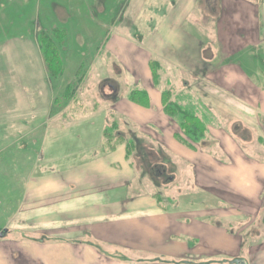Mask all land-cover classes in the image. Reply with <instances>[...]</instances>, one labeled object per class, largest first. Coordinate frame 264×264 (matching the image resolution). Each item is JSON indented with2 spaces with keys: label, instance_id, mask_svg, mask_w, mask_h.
<instances>
[{
  "label": "crops",
  "instance_id": "0c3cea01",
  "mask_svg": "<svg viewBox=\"0 0 264 264\" xmlns=\"http://www.w3.org/2000/svg\"><path fill=\"white\" fill-rule=\"evenodd\" d=\"M170 4L167 13L163 15V23H157L153 31L154 35L149 33L138 38L132 35L129 36V40L121 38L123 43L129 41V50H132L133 55L132 62L122 69V73L129 74V85H133L128 88V103L132 107L134 105L140 107L139 109H143L144 112L150 111V104H138L130 99V94L134 90H144L148 93L149 99L151 98L149 90L143 87L144 81L140 75L151 72L153 84V60H159V55L161 56V52L166 49L168 52L178 54V59L189 61V66L185 67L195 75L196 81L198 76L202 75L201 71L205 69L203 79L207 83L204 86L209 91L217 92L207 93L203 101L211 106L212 110L221 106L227 107L230 111L229 115L231 113L236 115L234 122L239 129L253 137V141L249 139L250 144L246 146L250 150L238 143L234 145L231 140L226 139L227 144L215 148L219 152L216 157L213 156V152L195 149L191 144L177 139L176 129L169 127V131H172L173 143L168 145L170 150L164 147L163 149L174 156V161L175 156L181 155H189L191 160L194 159L190 153L205 154L207 161L190 163L189 168L182 170L191 179L186 177L183 179L176 174L178 166H167L165 169L166 165L159 161L160 153L156 155L157 160L154 158L156 162H152V159L142 151L147 158L143 167H138V164L135 165L131 159V155L128 156L129 148L122 141L116 143L113 149L106 146L107 117L109 110L114 109L108 106L99 145L83 152H62L56 157L52 154L44 156L42 152L32 176L24 179L25 195L21 199L24 218H34L33 213L37 204L40 206L38 211H41V208L45 210L37 211L36 218L47 217L51 220L55 214L59 216L62 213L63 216L81 214V218L76 222L80 225L78 232L82 236L89 234V239L93 242L81 239L84 242L80 241L78 245L71 243V240L62 247L68 251L80 250V256L89 255L92 259L75 262L70 258L63 260L47 258L44 263L42 260L32 259L30 254V257L26 258L27 255L24 253V258L13 259L11 264L17 262L20 264H166L165 260L169 261L167 264H229L231 253L240 252L241 231L252 226L257 227L262 223L264 158L257 153V146L252 144L256 143L254 140H259V137H264V0H221L220 5L217 0H172ZM131 5L134 8L132 10L138 9L134 1ZM201 19L203 25L199 24ZM219 19L223 28L221 34L219 30L216 33L214 31L215 26L218 28L216 22ZM209 20L211 22L208 26ZM160 26L165 27L166 30L161 32ZM200 26L209 28L210 32L199 31ZM25 31L27 29L14 31L10 37L22 38L24 34L25 37L36 40V35L26 36ZM159 31L161 34L158 33ZM0 32L3 33L1 24ZM169 34L170 39H168ZM173 41L178 43L179 48L176 47L174 50L169 48V45L174 44ZM199 42L225 44L223 51L225 57L222 58V62L227 61V64L221 65L219 71L226 78L223 83H215L216 88L209 87L208 81L213 71L207 69V66L210 63L214 64L217 56L213 53L209 57H203L206 68L203 67L199 72L196 45ZM182 43H186V47H182ZM183 48L189 49L187 56L177 52ZM150 49L158 55L157 59L149 57ZM243 51H246V56H243L245 62H238L232 57L235 53L239 54ZM3 54L0 52V59H5ZM140 54L142 57L139 56ZM8 56L12 61L10 67H3V73L0 70V89L3 90V95L0 94V110L7 108L4 112L6 117H17V120H20L26 116L27 110L29 114L34 111L37 113L42 104L35 99L26 102V99L22 98V57L14 54V50H9ZM96 59L98 61H95L94 69L96 64L102 62L100 57ZM5 65L7 66L6 62ZM11 74L13 77L10 78ZM108 81L115 93L116 85H113L109 79L104 83ZM194 89L199 90L198 84ZM52 103V98L44 100L46 110L50 109ZM156 103L160 108L162 107V95ZM127 111L129 112V108ZM131 113L134 114L131 116L136 117L134 119L137 122L142 123L141 130L157 129V122L152 123L149 118L135 116L137 113L132 112V109ZM70 120L65 122L70 124L73 122ZM167 120L165 115L158 123ZM66 126L54 130L51 134L47 133V141L42 150L50 147V141L52 142L54 137L64 136ZM211 130L214 129L211 127ZM225 130L227 131L224 129L223 132L227 135ZM219 137L221 142H224L225 137L223 135ZM181 147L188 151L181 150ZM137 151H141L138 146ZM143 170L147 178L141 173ZM189 171L190 173H187ZM169 177L173 179L169 180ZM149 179L159 183L163 181V185L157 184L159 187L163 186L160 189L162 191L150 192ZM167 180L169 183H164ZM183 180L185 186L178 189L173 187L178 182L182 184ZM144 187L147 190L144 191ZM171 187L173 191L170 190ZM181 191L184 199L180 195ZM56 203H62L63 209L59 207L55 209ZM90 221L93 222L89 223ZM233 227L237 228V231L231 232ZM76 231L72 232L77 234ZM261 243L262 241L259 240L253 247L264 252V246L260 249ZM118 248L127 252L121 254L122 260H116L118 258L109 253L117 251ZM234 256L238 257L237 254ZM155 259L159 262L155 263Z\"/></svg>",
  "mask_w": 264,
  "mask_h": 264
},
{
  "label": "rangeland",
  "instance_id": "374dc122",
  "mask_svg": "<svg viewBox=\"0 0 264 264\" xmlns=\"http://www.w3.org/2000/svg\"><path fill=\"white\" fill-rule=\"evenodd\" d=\"M132 1L138 5V9L132 10L134 9L131 5ZM170 1L172 0H0V24L3 30V33L0 32V52L5 56V59H0L1 73L4 72V68L10 67L12 61L9 60L8 52L14 50V54L22 57V98H25L26 102L35 99L42 104L37 113L34 111L29 114L27 110L26 116L23 115L20 120H17V117H6L4 112L7 108L0 110V234L6 231L5 236L0 237V264H11L13 259L24 258V253L27 255L26 258H29L30 254L32 259L42 260L44 263L47 258L52 260L70 258L75 262L92 259L89 255L80 256V250L68 251L62 247L71 240V243L78 245L84 242L81 239L93 242L89 239V234L82 236L78 232L80 225L76 222L81 218V214L63 216L61 212L62 215L55 214L51 220L47 217L36 218L35 214L40 207L37 204L33 213L34 218H24L21 199L25 195L24 179L32 176L42 152L44 156L52 154L56 157L62 152H83L99 145L108 106L114 109L109 110L107 117V129L111 131L112 140L108 141L107 138L106 146L115 147L116 143L121 141L128 147L130 144L131 154L129 153L128 156L131 155V159L135 165L138 164V167H143L144 161L146 162L147 157L144 155L150 157L152 162H156V155L160 153L159 161L166 165L165 169L167 166H178L176 174L181 178L191 179L182 170L189 168L190 163L207 161L205 154L200 153H190L195 160H191L189 155H181L175 156L174 161V156L166 151L170 150L168 145L173 143L172 131H169V127L176 129L177 139L187 144L193 143L195 149L213 152V156L216 157L219 152L215 148L227 144L229 140L234 145L238 143L250 150L246 146L253 137L239 129L234 122L236 115L232 113L229 115L230 111L227 107L221 106L212 110L211 106L203 101L207 93L217 92L209 91L204 86L207 81L203 79L205 69L201 71L203 67L206 68L203 57H209L213 53L217 56L214 64L210 63L207 66V69L213 71L208 81L209 87L216 88L215 83L225 82L226 77L219 71L221 65L227 64V61L222 62V58L225 57L223 55L225 44L222 42L196 44L198 71L202 73L198 76V81L187 68L188 60H180L178 54L168 52L166 49L161 52L162 55H159L158 60L156 58L158 55L150 49L149 57L157 59L153 60V84L151 72L142 73L140 77L142 76L144 81L143 87L149 90L151 109L144 112L143 109H139L140 107L135 105L132 107L128 103V88L133 85H129V74L122 73V69L132 62L133 55L132 50H129V41L123 43L121 38L129 40V36L132 35L138 38L145 34H153L157 23H163L162 18L164 13H167V8H170ZM217 3L220 5L221 0H217ZM210 22L209 20L208 26ZM199 24L203 25L202 19ZM216 24L218 28L215 26L214 31L216 33L219 30L221 34L223 31L220 26L221 20L219 19ZM21 29H27L24 32L26 36L36 35V40L25 37L24 34L22 38L10 37L14 31ZM159 29L161 32L166 30L162 26ZM198 30L210 32L205 26L198 27ZM170 38L169 34L168 39ZM187 39L189 41L188 37ZM199 39H201L200 35ZM173 42L174 44H168L172 50L178 47V43ZM181 45L186 47L187 44ZM166 48L169 49L167 46ZM187 48L177 52L187 56L189 52ZM139 56L142 57V54ZM243 56H246V51L235 53L232 57L238 62H245ZM251 56L253 57V54ZM97 57H100L103 63L96 64L94 69L95 61H98ZM249 60L252 62L251 59ZM107 79L116 85L118 92L117 90L113 92L109 81L104 83ZM196 84L199 90L194 89ZM0 94L3 95L1 89ZM160 95L163 97L161 108L156 103ZM48 98H52L53 103L50 109L46 110L44 100ZM126 107L129 108V112ZM131 109L132 112L137 113L135 116L149 118L152 123L157 122L159 130L158 127L156 130L153 128L147 131L141 130L140 127L143 125L134 119L136 117L131 116L134 115ZM165 115L168 120L158 123ZM190 115L197 118H189ZM70 119L73 120L70 124L65 122ZM190 125L197 127V130H194L197 137L192 139L186 135ZM63 126H66L64 136L54 137V140L50 141V147L42 150L47 141V133L51 134ZM211 127L219 131L215 132ZM221 128L227 129L225 130L227 135ZM221 135L225 137L224 142H221L219 137ZM254 141L256 143L252 145L257 146V153L264 158V137ZM137 146L141 151H137ZM181 150L186 149L181 147ZM141 173L147 178L144 170ZM184 181L182 184L178 182L173 187L178 189L185 186ZM148 182V189L152 193L163 188L157 185L158 181L149 179ZM162 182L160 181L159 184ZM173 187L170 188L171 191ZM143 189L147 190L145 187ZM180 195L184 199L183 191ZM58 207L62 210L63 204L56 203L55 209ZM44 210L45 208H41L38 212ZM261 222L258 226V223L255 225L257 227L252 226L246 230L240 228L242 246L239 253L237 251L231 253L229 264H264V252L253 247L259 240L262 241L260 249L264 246V209ZM74 230H77V234L72 232ZM234 231H237V228L231 229V232ZM109 253L118 258L116 260H122L121 254L127 252L118 248L117 251ZM154 262L159 261L155 259ZM165 262L167 264L169 261L165 260Z\"/></svg>",
  "mask_w": 264,
  "mask_h": 264
},
{
  "label": "trees",
  "instance_id": "16d2710c",
  "mask_svg": "<svg viewBox=\"0 0 264 264\" xmlns=\"http://www.w3.org/2000/svg\"><path fill=\"white\" fill-rule=\"evenodd\" d=\"M152 67H153V63H152ZM154 72V71H153ZM153 75H154V73H153ZM130 99H132L134 102H136V103H138V104H145V105H148L149 104V96H148V93L146 92V91H144V90H134V91H132L131 92V94H130ZM167 107V106H166ZM185 116H187V115H185ZM189 118H193V119H195V118H197V117H195V116H191L190 115V117ZM193 128V129H192ZM194 130H197V127L196 126H193V125H190L189 126V129H188V133L186 134V135H188V137L190 138V139H192V137L193 138H195V137H197L195 134H196V132L194 131ZM110 133H111V131H110V129H107L106 131H105V137H106V139L108 138L109 140L108 141H111L112 140V138H110L111 137V135H110ZM120 141V140H119ZM190 144L191 145H193V143H191L190 142ZM128 146V145H127ZM112 147V146H111ZM129 147H130V144H129ZM128 147V148H129ZM114 148V146L112 147V149ZM129 153H130V151H129Z\"/></svg>",
  "mask_w": 264,
  "mask_h": 264
},
{
  "label": "water",
  "instance_id": "95a60500",
  "mask_svg": "<svg viewBox=\"0 0 264 264\" xmlns=\"http://www.w3.org/2000/svg\"><path fill=\"white\" fill-rule=\"evenodd\" d=\"M172 179H173V177H170L169 178V180H172ZM3 235H4L3 233L0 234V236H3Z\"/></svg>",
  "mask_w": 264,
  "mask_h": 264
}]
</instances>
